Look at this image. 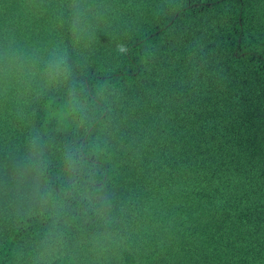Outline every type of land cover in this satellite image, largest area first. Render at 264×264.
Returning a JSON list of instances; mask_svg holds the SVG:
<instances>
[{
	"label": "trees",
	"instance_id": "trees-1",
	"mask_svg": "<svg viewBox=\"0 0 264 264\" xmlns=\"http://www.w3.org/2000/svg\"><path fill=\"white\" fill-rule=\"evenodd\" d=\"M0 264H264V0H0Z\"/></svg>",
	"mask_w": 264,
	"mask_h": 264
}]
</instances>
